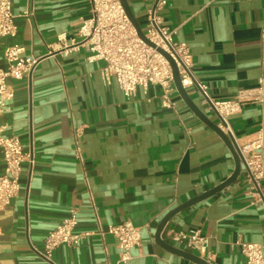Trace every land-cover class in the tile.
<instances>
[{
	"label": "crops",
	"instance_id": "obj_1",
	"mask_svg": "<svg viewBox=\"0 0 264 264\" xmlns=\"http://www.w3.org/2000/svg\"><path fill=\"white\" fill-rule=\"evenodd\" d=\"M126 1L143 29L154 0ZM11 3L17 32L0 39V68L7 67L2 52L10 44L20 45L21 56L36 64L21 80L6 79L14 96L0 111V136L17 137L34 164L22 163L19 190L0 212V264H197L163 249L154 235L170 210L232 174L225 143L176 89L170 96L175 107L164 108L158 86L138 87L127 99L113 79L103 80L104 63L89 62L87 49L72 45L80 21L90 18V0ZM27 8L30 18L21 16ZM160 16L174 41L187 44L191 71L214 100L264 79V0H166ZM187 91L217 124L198 86ZM228 121L236 137L252 138L264 129V105H244ZM76 126L82 127V160L75 155ZM3 169L0 152V174ZM243 177L244 169L221 192L177 213L161 237L195 254L171 242L168 232L197 230L207 239L211 264H243L238 242L264 246V208L247 194ZM71 207L78 210L77 233L96 230V217L103 228L126 222L138 228L140 244L129 250L130 259L119 261L111 235L60 245L44 259L45 236Z\"/></svg>",
	"mask_w": 264,
	"mask_h": 264
},
{
	"label": "built area",
	"instance_id": "obj_2",
	"mask_svg": "<svg viewBox=\"0 0 264 264\" xmlns=\"http://www.w3.org/2000/svg\"><path fill=\"white\" fill-rule=\"evenodd\" d=\"M166 0H154L147 10L146 26L143 34L153 45L142 41L126 17L119 0H90V18L82 19L76 33L74 47L83 46L89 52L87 60L102 61L101 77L108 82L113 79L123 95L130 99L136 89L144 91L151 85L161 89L160 103L164 108H174L171 93L173 84L172 66L161 53L164 52L174 62L183 88L196 84L203 94V102L218 117L217 126L225 135L232 138L242 163L245 166L243 184L247 194L252 196L258 207L264 208V129H260L252 138H238L231 129L228 118L238 113L247 104L264 105V79L259 78L256 87L239 90L235 96L225 100H214L207 93V86L199 83L191 71L192 57L187 44L176 42L174 32L162 25L160 12ZM22 17L30 18L32 10L25 9ZM11 0H0V39L13 38L17 27L14 23ZM161 50V52L158 51ZM23 48L18 44L6 45L3 59L7 67L0 68V111L6 108L14 96V89L6 79L21 80L29 75L36 64L31 57H22ZM0 125V133L4 130ZM82 127L76 126L73 131L75 155L81 159L79 142ZM0 152L4 163L0 174V212L9 206L19 190V176L22 163L30 168L34 164L32 152H23L19 139L15 136H0ZM95 212V207L93 206ZM96 216V212H95ZM78 210L71 207L66 217L44 238L41 256L50 260L52 251L60 246H77L87 236L95 235L101 240L111 235L117 240L121 250L120 262L130 259L129 250L140 244L139 229L126 222L109 225L103 228L96 217V230L77 233ZM169 239L175 244L194 251L197 256L210 262L213 254L208 249L207 239L197 230L168 232ZM240 252L245 257L243 264H264V246L251 242H238Z\"/></svg>",
	"mask_w": 264,
	"mask_h": 264
},
{
	"label": "water",
	"instance_id": "obj_3",
	"mask_svg": "<svg viewBox=\"0 0 264 264\" xmlns=\"http://www.w3.org/2000/svg\"><path fill=\"white\" fill-rule=\"evenodd\" d=\"M124 13L126 15V17L128 18V20L130 21L131 25L133 26V28L136 31L137 36L144 41L145 43H147L150 46H153L144 36L142 28L139 26L131 8L129 7L128 3L126 0H119ZM159 52H161L160 49H158ZM170 62L171 66H172V75H173V84L174 87L177 91V93L179 94L180 98L183 100V102L187 105V107L205 124L207 125L209 128H211L221 139L222 141L225 143V145L227 146V148L229 149V151L232 154L233 160H234V170L232 172V174L223 182H221L220 184H218L217 186L211 188L208 191H205L189 200H187L186 202L178 205L177 207L173 208L172 210H170L158 223V226L156 228L155 231V242L161 246L163 249L167 250L168 252H171L173 254H177L180 256H183L189 260H191L192 262H195L197 264H211L210 262H207L206 260L198 257L197 255L190 253L188 251L176 248L172 245H170L169 243H167L162 237H161V233L165 227V225L167 224V222L173 217L175 216L177 213H179L180 211H182L183 209L194 205L208 197H211L219 192H221L222 190H224L225 188H227L228 186H230L232 183H234L238 177L240 176L241 170L245 169L244 164L241 161V158L238 154V151L235 147V144L232 140V138L228 135H225L223 132H221V130L218 128L217 124L215 122H213L212 120H210L203 112L202 110L198 107V105L190 98L187 89L183 88L178 76V72H177V68L174 64V62L169 58V56L167 54H165L164 52H161ZM214 113V112H213ZM215 114V113H214ZM216 115V114H215Z\"/></svg>",
	"mask_w": 264,
	"mask_h": 264
},
{
	"label": "rangeland",
	"instance_id": "obj_4",
	"mask_svg": "<svg viewBox=\"0 0 264 264\" xmlns=\"http://www.w3.org/2000/svg\"><path fill=\"white\" fill-rule=\"evenodd\" d=\"M142 30H145V27H143V29Z\"/></svg>",
	"mask_w": 264,
	"mask_h": 264
}]
</instances>
